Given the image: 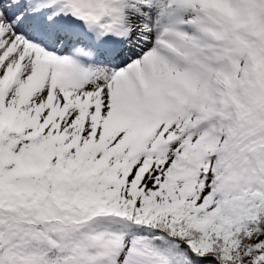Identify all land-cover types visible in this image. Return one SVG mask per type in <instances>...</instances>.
<instances>
[{"label": "snow or ice", "instance_id": "1", "mask_svg": "<svg viewBox=\"0 0 264 264\" xmlns=\"http://www.w3.org/2000/svg\"><path fill=\"white\" fill-rule=\"evenodd\" d=\"M0 264H264V0H0Z\"/></svg>", "mask_w": 264, "mask_h": 264}]
</instances>
